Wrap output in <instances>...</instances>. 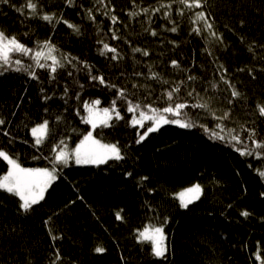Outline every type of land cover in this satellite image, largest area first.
I'll return each mask as SVG.
<instances>
[{
    "label": "trees",
    "instance_id": "trees-1",
    "mask_svg": "<svg viewBox=\"0 0 264 264\" xmlns=\"http://www.w3.org/2000/svg\"><path fill=\"white\" fill-rule=\"evenodd\" d=\"M160 2L169 0H105L119 18L113 25L109 17L95 11L101 6L94 7L93 0H75L74 7L66 0H39L41 13L62 14L79 25L81 34L77 35L62 22L50 25L29 16L30 9L18 12L26 0H8L0 3V30L31 48L50 39L60 53L92 65V75L102 74L110 84L126 88L134 103L147 96L146 103L166 106L162 93L194 75L196 81L181 86V97L187 98L186 88H195L199 97L188 98L190 103L206 102L218 116L230 109L226 128H235L250 147L253 145L242 127L254 128L257 140H264V116L257 110V105H264V0H207L202 10L213 29L223 35L222 43L206 29L207 35L190 34L196 25L177 14L176 4L172 12V19L179 24L176 33L166 30L165 25H171L160 13L152 15L151 25L144 14L128 15ZM87 8H93L95 23L88 20ZM149 27L158 34L145 31ZM110 28L121 39H111ZM97 40L116 47L122 58L112 60V53L100 55L102 45ZM133 47L146 49L149 55L134 53ZM13 58H20L24 65L34 64L31 56L16 53ZM172 60H177L180 68H174ZM220 65L227 72L220 70ZM77 68L80 70L71 66L58 69L55 79L40 68H35L39 79L12 69L0 76V118L6 121L0 126V147L18 156L22 166L48 167L45 157L54 154L51 146L60 139L74 146L91 131L92 126L82 119L87 116L83 104L99 99L98 107L103 108L116 98V88L89 79L79 64ZM151 72L159 77L151 78ZM222 75L241 97H231ZM213 83L218 86L213 88ZM133 84L145 87L133 88ZM229 100L233 102L229 104ZM116 106L123 119L113 118L110 127L98 125L92 130L102 143L117 144L122 160L63 167L44 201L28 214L19 211L18 198L0 193V264H50L55 248L62 257L57 264H262L264 178L257 170L264 171V150L259 158L241 156L227 140L211 139L199 125L213 129L217 121L207 110L191 107L184 111L198 126L163 125L136 143L151 122L145 121L143 128L133 126L137 114L128 112L121 100ZM45 119L49 139L34 146L30 129ZM4 130L10 135H3ZM222 134L227 137V131ZM6 170V162L0 160V175ZM194 183L201 184L202 195L187 209L181 208L176 193ZM243 211L249 215H241ZM48 217L51 220L46 226ZM165 218L168 252L159 258L151 253L149 242L138 241L137 230L159 225ZM49 228L62 239L53 242ZM96 247L105 251L97 253Z\"/></svg>",
    "mask_w": 264,
    "mask_h": 264
},
{
    "label": "snow or ice",
    "instance_id": "snow-or-ice-1",
    "mask_svg": "<svg viewBox=\"0 0 264 264\" xmlns=\"http://www.w3.org/2000/svg\"><path fill=\"white\" fill-rule=\"evenodd\" d=\"M8 0H0V3H7ZM134 2V0H133ZM66 3L69 6H75V0H66ZM110 3V0H109ZM207 3V0H169V2L164 3L160 2L156 7H143L139 11H129L128 15L130 18L144 14L148 17V23L151 25L152 15L160 13L161 17L168 21L171 27L165 28L167 31L176 33L179 30V24L176 20L172 19L173 4L179 5L176 9L177 14L180 17L185 16V12H189V23L196 25L191 29V33L200 35L203 29H206L209 35L215 38V41L218 43L223 42V35L218 34L213 29V24L210 22V19L205 11H203L204 4ZM39 0H26V3L23 8H18V12H23L25 9H30L28 13L29 16L33 18H38L48 24H59L64 23L72 29V31L80 35L81 30L80 26L70 23L68 20L63 18V15L57 16L56 13H41L38 8ZM100 5L101 7L95 8L96 12H102L104 16L109 17L111 23L115 25L118 22V17L114 14V8H110L108 3H105V0H93V6ZM82 7V6H81ZM200 9L199 11H196ZM163 10V11H162ZM84 12L88 20L93 23L96 22V16L93 14V8L84 9ZM151 12V15L149 13ZM200 22H203L202 25ZM111 39L118 40L121 39L120 36L116 34L111 28ZM145 31L150 32L152 36H156L158 33L155 29L149 27ZM27 35V34H25ZM175 44V41H172ZM97 44H101L102 48L98 49L99 54L102 56H107L108 53H112V60L121 59L116 47L110 46L108 43H104L102 40H97ZM132 51L134 53H142L144 56H148L149 52L146 49H141L139 47H133ZM208 54L211 56L212 53L208 49H205ZM19 53L24 56H31L34 64L24 65L20 58H13V54ZM73 61H76L74 63ZM50 62V63H49ZM77 64L81 66L84 70L87 71L89 79L93 81H98L100 84L106 85L110 88H116V98L111 100V103L108 107L100 108L98 107L101 104L99 99H95L83 104V108L87 111V116L83 117V122L90 124L92 129L95 130L98 125L105 127H110L109 121L113 118L120 120L123 119L121 116L120 110L117 108V100H121L127 108L128 112L136 113L137 115L133 116L131 124L133 126L139 125L141 128L144 127L145 121L151 122L147 127L146 131L139 135V139L136 143L143 141L149 133L159 131L163 125L175 124L181 128H193L198 126L195 121L188 116L187 112L184 110L191 108L205 109L207 113L217 121L215 128L208 129L205 125H199L201 128H204L206 132L209 133L211 139L215 140H227L228 143L232 144L237 152L241 156H253L257 158L261 157L264 150V140H257L256 130L254 128H243L241 132H246V140L251 141L253 145L250 147L245 140L241 139V133L237 132L235 128H226L224 121L230 119L231 110H226L222 115H216V112L211 109V106L206 102H196L190 103L188 98L199 97V93L196 92L195 88L191 90L185 89L186 97H181L179 94L181 92V86L185 85L188 81H196L197 77L194 75H188L186 80H181L178 84L170 89H166L162 95L161 99L163 100L166 106L163 107H154L153 103H146L145 101L148 97H145V101L136 100L134 103L132 100L128 99V90L123 87H117L114 84H110L105 81L104 76L101 75H92L90 65L86 60H80L79 57H71V54L60 53L57 47L51 42V40H45L43 42H37L35 48L28 47L25 43H22L16 36H9L3 30H0V76L4 72L12 69L16 72H25L33 79H39L35 68L45 69L49 72L52 79H55V75L58 69H64L67 66H71L74 69L79 71ZM171 65L174 68H180V64L177 60H172ZM15 66V67H13ZM219 69L223 72H227V69L223 65L219 66ZM183 70V69H182ZM244 69H239L243 71ZM264 71V69H261ZM251 71V70H250ZM68 75L71 76L72 72H68ZM134 75H143L142 73H134ZM159 74L156 72H151V78L157 79ZM224 83L228 84L231 88V97L239 98L241 93L231 84V81L227 80L223 75L220 77ZM167 84L168 81H163ZM213 88L218 85L212 84ZM82 88L83 85H80ZM145 87L138 86L133 84V88ZM65 94H67V86L65 87ZM150 95V93H149ZM48 99L47 96L44 97ZM79 99V96H77ZM233 101L229 100L228 103L231 104ZM257 110L261 116H264V105H257ZM169 116L172 118L169 119ZM6 121L3 118H0V126L5 125ZM24 127H28L27 124ZM219 129V131H217ZM31 135L34 139V146H39L45 143L49 139L50 129L48 120H43V122L35 124L34 127L30 129ZM227 131V137L223 135ZM3 135L9 136L7 130L3 131ZM11 139L9 143H11ZM27 143V141H24ZM240 145V146H237ZM50 151L54 153L50 157H45L49 162L48 167L43 168H26L23 167L18 161L19 157H13L7 151L0 147V160L6 162L7 170L3 175H0V193L6 194L9 197L18 198V209L22 213L28 214L34 210V206L39 205L41 201H44L45 194L48 189L51 187L52 183L59 178V174L62 171L63 167L69 166L71 162H74L77 165H96L107 164L110 160L120 161L124 157L121 154V149L117 144H105L100 140L96 139L92 131H89L84 135L83 139L79 141L74 148L69 149L66 141L60 139L58 143L50 147ZM39 157H33V159H38ZM258 175L261 178H264V171L257 170ZM130 176L131 173H128ZM142 179H147L146 177ZM202 192L201 186L199 184H194L191 187H188L181 191L178 194V199L180 202V207L187 209L190 204L200 198ZM264 195V194H262ZM117 218L120 219V214L117 213ZM241 215L247 217L249 213L243 211ZM51 220V217H48V220L45 221L47 226L48 222ZM167 223V218L162 221L159 225H146L142 230H137L138 236L137 239L139 242H149L151 246V253L155 257L164 258L168 252V237L164 231V225ZM49 235L53 242L57 239H62V236H56L52 234V229L49 228ZM105 249L102 247H96L95 252L102 253ZM60 250L58 248L54 249L53 259L50 264H57V261L61 260ZM257 259H260L259 254L257 253ZM264 264V261H262Z\"/></svg>",
    "mask_w": 264,
    "mask_h": 264
},
{
    "label": "bare ground",
    "instance_id": "bare-ground-1",
    "mask_svg": "<svg viewBox=\"0 0 264 264\" xmlns=\"http://www.w3.org/2000/svg\"><path fill=\"white\" fill-rule=\"evenodd\" d=\"M204 7H205V5H204ZM204 7H203V8H204ZM205 8H206V7H205ZM199 10H200V9H197L196 11H199ZM189 15H191V14H190L189 12L186 11V12H185V16H184V18H185V17H186V18L189 17ZM187 20H189V19H187ZM201 23H203V22H201ZM206 33H207V31L204 30V29H203L202 32H201V34H203V35H205ZM206 35H207V34H206ZM91 131H92V134H93V130H92V128H91ZM30 134H31V131H30ZM31 136H32V135H31ZM93 136H94V134H93ZM32 137H33V136H32ZM94 137H95V136H94ZM95 138H96V137H95ZM33 139H34V138H33ZM96 139H97V138H96ZM77 144H78V143H77ZM75 146H76V145H74V146H68V147H69V149H71V148H73V147H75ZM70 164H75V163H72V162H71ZM75 165H77V164H75ZM23 167H24V166H23ZM33 168H35V167H33ZM42 168H43V167H42ZM194 184H196V183H194ZM194 184H192V185H194ZM192 185H190V186H192ZM200 185H201V184H200ZM188 187H189V186H188ZM185 188H186V187H185ZM178 192H179V191H178ZM178 192H177V193H178ZM177 193H176V196H177ZM201 195H202V192H201ZM201 195H200V196H201ZM177 198H178V197H177ZM178 200H179V199H178Z\"/></svg>",
    "mask_w": 264,
    "mask_h": 264
},
{
    "label": "rangeland",
    "instance_id": "rangeland-1",
    "mask_svg": "<svg viewBox=\"0 0 264 264\" xmlns=\"http://www.w3.org/2000/svg\"><path fill=\"white\" fill-rule=\"evenodd\" d=\"M34 127V126H33ZM34 138V137H33ZM35 139V138H34ZM74 148V147H73ZM72 163H74V162H72ZM26 168H33V167H26ZM38 168H42V167H38ZM196 184H199V183H196ZM200 185V184H199ZM201 186V185H200ZM189 187H191V186H189ZM186 188H188V187H186ZM186 188H183V189H181L178 193H177V197H178V194L181 192V191H183L184 189H186ZM201 189H202V187H201ZM201 195V194H200Z\"/></svg>",
    "mask_w": 264,
    "mask_h": 264
}]
</instances>
